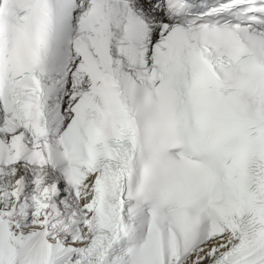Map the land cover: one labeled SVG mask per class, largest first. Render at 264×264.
<instances>
[{"label": "snow or ice", "instance_id": "obj_1", "mask_svg": "<svg viewBox=\"0 0 264 264\" xmlns=\"http://www.w3.org/2000/svg\"><path fill=\"white\" fill-rule=\"evenodd\" d=\"M0 264H264V0H0Z\"/></svg>", "mask_w": 264, "mask_h": 264}]
</instances>
